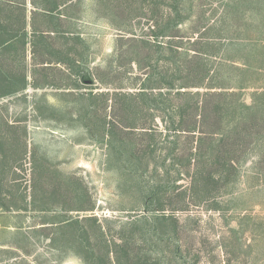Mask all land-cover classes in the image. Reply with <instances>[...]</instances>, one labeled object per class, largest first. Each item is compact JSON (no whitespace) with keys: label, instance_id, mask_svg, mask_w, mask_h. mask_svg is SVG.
I'll list each match as a JSON object with an SVG mask.
<instances>
[{"label":"rangeland","instance_id":"rangeland-1","mask_svg":"<svg viewBox=\"0 0 264 264\" xmlns=\"http://www.w3.org/2000/svg\"><path fill=\"white\" fill-rule=\"evenodd\" d=\"M182 3L74 0L27 31L0 12L18 38L0 57V264H264L261 144L219 183L198 132L227 101L203 112V95L264 46V0Z\"/></svg>","mask_w":264,"mask_h":264},{"label":"trees","instance_id":"trees-1","mask_svg":"<svg viewBox=\"0 0 264 264\" xmlns=\"http://www.w3.org/2000/svg\"><path fill=\"white\" fill-rule=\"evenodd\" d=\"M73 1L74 0H32V5L35 9L32 12V27L35 28L34 20L38 15H42L46 19L51 16L63 17L64 14L61 9L69 6ZM98 1L102 9L115 7L123 10H135L138 7L143 8L144 5V9H148L150 12L152 10L154 12H159L162 7L169 11L179 12L183 9L182 7L184 5L182 3L183 0ZM164 1H169V3L165 4ZM138 3H140L141 6ZM16 9H24L20 6V3L17 0H3V2H0V12H5L4 15H10L14 13V10ZM25 12L26 9L22 12V17L24 16V31H26L27 27V17ZM1 29L3 30V24L0 22V57L7 55L9 50L16 46V41L18 39L15 36L5 34ZM26 46L27 44L24 46L25 55ZM252 50L254 51V55H250L249 58L246 56L243 63L244 67H232V72H235L238 75L234 74L230 76L240 77V80L237 78L238 84L227 85L228 82L221 81L218 86L220 89H223V92L218 94L207 92L203 95V112H205L209 105L207 101H210L209 99L213 98V96H217L218 98L223 96L227 98L226 103L225 101L223 103L224 106L220 117L218 120H215L216 126L214 127L211 122H207L205 115L202 113L200 126L198 127V132L201 133L202 137H214V139H212L211 156L213 160L215 159L218 161L219 171L217 173L219 183L224 181L223 174H225V172H228L231 176L236 174L238 165L243 161L251 146L255 147L261 144L262 153H264V46L260 49L255 48ZM238 52L240 54L244 53L240 48H238ZM219 66V69L214 73L215 76H218L221 72V76H219L221 78L225 64L220 63ZM209 88L213 87L210 86ZM250 89L254 90L249 94L251 103L246 104L243 101V97L246 94L245 91ZM115 106L116 104L112 107V110L114 109V111ZM222 113H224L225 116L226 114L230 116L228 124L225 126V117ZM197 123L198 122H196V124ZM193 129L196 128L194 127ZM193 129L188 128L182 131L191 132ZM225 130H227L226 134H224ZM111 132H113V130L110 131V137L112 136ZM219 134L222 135L221 139H216ZM202 137L198 138L196 149H201L202 141L205 139ZM260 164L264 169V156L261 157ZM225 183H228V181L225 180Z\"/></svg>","mask_w":264,"mask_h":264},{"label":"crops","instance_id":"crops-1","mask_svg":"<svg viewBox=\"0 0 264 264\" xmlns=\"http://www.w3.org/2000/svg\"><path fill=\"white\" fill-rule=\"evenodd\" d=\"M19 3H20V6L24 9H26V17L29 18V16L32 15V12L35 10L33 5H32V0H17ZM0 2H3V0H0ZM24 9H20L23 10ZM32 17V16H31ZM26 31H27V28H26Z\"/></svg>","mask_w":264,"mask_h":264}]
</instances>
